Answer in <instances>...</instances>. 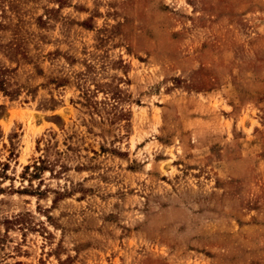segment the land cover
I'll return each instance as SVG.
<instances>
[{"label":"rangeland","instance_id":"374dc122","mask_svg":"<svg viewBox=\"0 0 264 264\" xmlns=\"http://www.w3.org/2000/svg\"><path fill=\"white\" fill-rule=\"evenodd\" d=\"M0 68V264H264V0H0Z\"/></svg>","mask_w":264,"mask_h":264},{"label":"trees","instance_id":"16d2710c","mask_svg":"<svg viewBox=\"0 0 264 264\" xmlns=\"http://www.w3.org/2000/svg\"><path fill=\"white\" fill-rule=\"evenodd\" d=\"M5 82H7V79H6V77H5V69H2V68H0V89H2V90H4V83ZM5 92V91H4ZM6 94H10V93H12V92H5ZM13 93H14V91H13ZM16 93V92H15ZM42 165H39V164H35L34 165V168H35V172H34V174H32V175H36L37 173H38V171H40L41 169H45V167H50L52 164H50V163H48V166L45 164V161L43 160V159H40V161H39ZM5 167H6V164H3V166H2V170H4L5 169ZM3 171H0V174L2 173ZM5 175V174H4Z\"/></svg>","mask_w":264,"mask_h":264}]
</instances>
